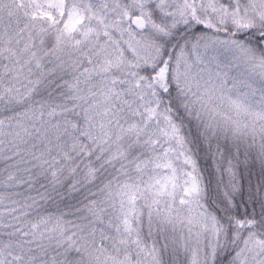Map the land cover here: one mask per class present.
<instances>
[{
	"label": "snow or ice",
	"instance_id": "1",
	"mask_svg": "<svg viewBox=\"0 0 264 264\" xmlns=\"http://www.w3.org/2000/svg\"><path fill=\"white\" fill-rule=\"evenodd\" d=\"M0 264H264V0H0Z\"/></svg>",
	"mask_w": 264,
	"mask_h": 264
}]
</instances>
